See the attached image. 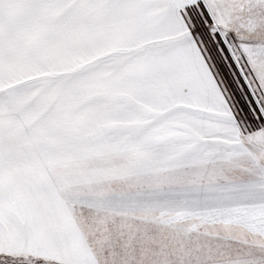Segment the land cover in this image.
I'll return each instance as SVG.
<instances>
[{
    "label": "snow or ice",
    "instance_id": "1",
    "mask_svg": "<svg viewBox=\"0 0 264 264\" xmlns=\"http://www.w3.org/2000/svg\"><path fill=\"white\" fill-rule=\"evenodd\" d=\"M0 264H264V0H0Z\"/></svg>",
    "mask_w": 264,
    "mask_h": 264
}]
</instances>
